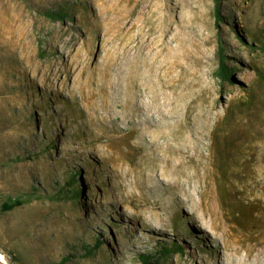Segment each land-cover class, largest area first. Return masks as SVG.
Here are the masks:
<instances>
[{
	"label": "rangeland",
	"instance_id": "1",
	"mask_svg": "<svg viewBox=\"0 0 264 264\" xmlns=\"http://www.w3.org/2000/svg\"><path fill=\"white\" fill-rule=\"evenodd\" d=\"M215 1L0 0V204L42 194L0 212V264H264V0Z\"/></svg>",
	"mask_w": 264,
	"mask_h": 264
},
{
	"label": "trees",
	"instance_id": "2",
	"mask_svg": "<svg viewBox=\"0 0 264 264\" xmlns=\"http://www.w3.org/2000/svg\"><path fill=\"white\" fill-rule=\"evenodd\" d=\"M220 0L215 1V15H216V24L219 25L223 16L221 14ZM44 14L51 19L60 20L65 17H70V14L66 8L59 9H46L44 10ZM220 42V41H219ZM219 68L217 70V75L220 76L224 80L231 81L234 83L233 74L236 71V67L230 66L228 61L226 60L224 48L220 44L219 50ZM53 144V142H52ZM30 156V155H28ZM76 174H71V177L67 180L68 188H60L57 192L59 194L56 195L58 198H78L82 194V189L79 187H75L76 177L80 175V172H75ZM73 187V188H72ZM42 194L40 193L39 188H31L27 192H24L23 195H17L15 197H9L4 200L0 204V212L6 213L12 211L22 205L31 202L34 199L41 198ZM101 237V238H100ZM104 236L102 233H99V236H96L95 242L91 246L82 245L84 255L91 256L95 250L100 248L103 244ZM177 252L183 253L182 247L179 244H162L159 249L154 250L153 252H140L138 254V258L140 264H158L161 263L163 257H167L169 255L175 254ZM75 255L73 254H64L61 259L56 264H66L68 263Z\"/></svg>",
	"mask_w": 264,
	"mask_h": 264
},
{
	"label": "bare ground",
	"instance_id": "3",
	"mask_svg": "<svg viewBox=\"0 0 264 264\" xmlns=\"http://www.w3.org/2000/svg\"><path fill=\"white\" fill-rule=\"evenodd\" d=\"M215 211V210H214ZM212 215L216 218L219 219L217 221H212V228L215 229V234L218 236V229L222 228L223 233H222V237L226 242V238H230L231 240L229 242H227V245L232 247V249H235L236 253H240L241 249H242V244L243 241L241 239V237L237 234V229L235 227H232L231 225H228V218H225L224 216H220L217 211H215L214 213H212ZM216 222V223H215ZM211 224V223H210ZM209 224V226H210ZM251 250L249 249L248 252H250ZM250 253H248L249 255ZM238 255L236 257H238ZM4 256V255H3ZM0 257L3 259L2 255H0Z\"/></svg>",
	"mask_w": 264,
	"mask_h": 264
}]
</instances>
